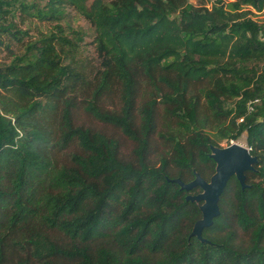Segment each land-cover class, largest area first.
Listing matches in <instances>:
<instances>
[{
    "label": "trees",
    "instance_id": "16d2710c",
    "mask_svg": "<svg viewBox=\"0 0 264 264\" xmlns=\"http://www.w3.org/2000/svg\"><path fill=\"white\" fill-rule=\"evenodd\" d=\"M46 1L0 0V264H264V0ZM58 2L91 23L93 55L68 23L25 42L20 23ZM160 107L179 129L154 162ZM244 131L250 185L229 178L201 241L168 178L209 179L210 145Z\"/></svg>",
    "mask_w": 264,
    "mask_h": 264
},
{
    "label": "rangeland",
    "instance_id": "374dc122",
    "mask_svg": "<svg viewBox=\"0 0 264 264\" xmlns=\"http://www.w3.org/2000/svg\"><path fill=\"white\" fill-rule=\"evenodd\" d=\"M32 1V0H29ZM37 2L38 5L40 6H45V3L47 2L46 0H34ZM193 3H198V2H205L208 6L210 5V0H190ZM58 12L57 17L53 18H48V19H40L35 16H28L26 20H24L22 23H20L22 29H27L29 35H26L24 38L25 42L28 40H33L36 37L46 34L51 32L52 30H58L60 27L65 26L66 23H68L73 30H75L77 27H80L83 32V49L85 50L86 53L93 55L94 50H93V27L91 23L83 16L77 13V11L69 4H61V3H56ZM256 18L264 20V13H258ZM66 28V27H65ZM11 47L13 48L14 52H19L22 51L24 48V45L17 43L16 41L11 42ZM0 58L4 59L6 61H9L11 58V55L9 54V51L7 49H3L0 52ZM163 109L160 107L159 111V119H158V126L156 132H154V139L152 142V151H150L151 154V159L154 162H158L159 160V155L160 154H169V151H165L166 148H168V143L166 142L165 139L161 138L159 135L158 131L164 130L165 128H169L170 130H177L179 129L172 123V126H167L166 124V119L164 115ZM75 121L77 123L85 124V125H90L92 127L98 128L102 131H105L106 133H119L120 130L112 127L111 125L101 122L94 117H92L89 113H87L83 108L79 107L75 111ZM121 152L125 156H129L131 154V149L133 147V143L130 139L126 137H121ZM234 141H238L239 143L246 145V132H242V134L237 138L233 139ZM220 145H226L227 142L225 140H221L219 142ZM205 178L209 177V173L204 175ZM199 188L197 187V191ZM245 237V236H242Z\"/></svg>",
    "mask_w": 264,
    "mask_h": 264
},
{
    "label": "water",
    "instance_id": "95a60500",
    "mask_svg": "<svg viewBox=\"0 0 264 264\" xmlns=\"http://www.w3.org/2000/svg\"><path fill=\"white\" fill-rule=\"evenodd\" d=\"M209 156L215 162L214 172L209 179L204 178L194 170V177L188 181L182 180L179 176L168 178L177 182L180 189L188 191L185 199L199 204L201 217L198 218L190 232L191 236L201 241L209 240L203 236V229L213 223L214 217L220 213L219 199L231 176H235L241 188L250 184L246 181V172L254 170V164L258 157L250 152V148L238 141L231 140L226 145H210ZM199 188L195 193L194 188Z\"/></svg>",
    "mask_w": 264,
    "mask_h": 264
},
{
    "label": "built area",
    "instance_id": "2783aa9c",
    "mask_svg": "<svg viewBox=\"0 0 264 264\" xmlns=\"http://www.w3.org/2000/svg\"><path fill=\"white\" fill-rule=\"evenodd\" d=\"M248 108L251 109V108H252V105H249ZM241 119H242V118H240V120H241Z\"/></svg>",
    "mask_w": 264,
    "mask_h": 264
}]
</instances>
